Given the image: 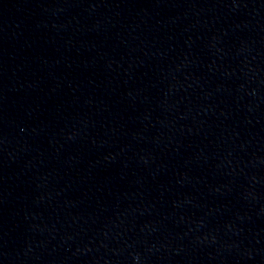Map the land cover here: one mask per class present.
<instances>
[{
	"label": "water",
	"instance_id": "1",
	"mask_svg": "<svg viewBox=\"0 0 264 264\" xmlns=\"http://www.w3.org/2000/svg\"><path fill=\"white\" fill-rule=\"evenodd\" d=\"M0 264H264V0H0Z\"/></svg>",
	"mask_w": 264,
	"mask_h": 264
}]
</instances>
